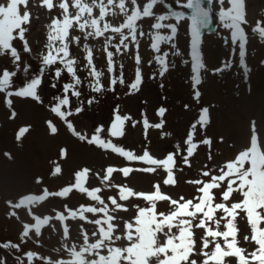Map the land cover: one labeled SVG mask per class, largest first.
Listing matches in <instances>:
<instances>
[{"label":"snow or ice","instance_id":"snow-or-ice-1","mask_svg":"<svg viewBox=\"0 0 264 264\" xmlns=\"http://www.w3.org/2000/svg\"><path fill=\"white\" fill-rule=\"evenodd\" d=\"M221 6L219 11L220 22L225 29L230 30L231 43H238L240 63L244 64L245 46L247 42L246 29L242 25L248 23L246 19L245 0H217ZM229 5L226 9L225 3ZM163 4V0H145L143 5L139 0H40V8L52 13L59 8V16H53L47 26V43L44 45L46 54L42 55L41 75L26 80L23 86L17 87L14 91L9 90L13 85V78L17 71L7 69L0 74V93L6 96L5 104L9 108L12 100L8 97L16 96L20 98H31L38 103H43L38 95V88L42 84L43 72L59 64L62 67H55L54 79L59 81L62 73H67L70 82L62 85V95L54 96L55 101L50 106V111L60 118L69 131L79 140L93 145L105 151H111L123 157L129 163L138 162L145 167H123L114 168L109 166L105 169V174L100 177L101 183L105 187L116 190V194L102 198V188H88L85 182L89 176L90 169L84 168L74 173V183L65 186L55 192L43 189L40 195H27L17 203L11 204L12 208H22L46 201L49 197L66 198L76 190L80 194L86 195L90 201L89 205H80L77 209L68 208L65 205V212L56 213L54 217L45 215L43 217L32 214L33 223L23 224L21 239L41 235L43 226L50 225L54 218L62 225V235L67 240L70 238V226L67 221L79 220L81 244L79 248L75 244L67 248L69 259H57L55 261L46 260L45 264H226V258H236V264H264V150L261 148L259 137L256 132L255 122L252 123L250 146L240 151L233 160L217 166L215 174L212 169L203 170L200 173L205 179L188 180L196 189V195L186 199L180 196L178 199L172 198L161 191V184L153 185L154 191L145 193L137 192L126 185H116L111 183L114 172L119 171L123 177L127 178L134 171L142 173H156L162 169L166 176L162 183L165 186H176L178 181L174 169H178L177 158L183 164L191 167L189 158L194 155L195 150L200 145L211 148L212 141L205 137L199 142H194L197 125L201 129L206 128L209 120V109L202 108L198 119L190 126L187 137L184 141L186 154H182L179 144L175 145V151L168 153L165 158H154L145 148L142 155H136L133 151L125 150L117 146L112 139H105L101 133L104 126H97L94 134L89 138L78 132L69 117L73 114L79 115L84 111L83 106H76L72 109L69 93L72 97L79 99L82 95L79 87L83 84L82 78L77 74V64L79 61L70 52V46L80 45L82 41L90 39L104 38L103 51L106 54L107 72L114 74L117 71V55H125L129 52L130 45L135 46L133 59L136 65L134 80L127 84L128 95L140 90L143 83L141 63L139 54V37L148 35L150 37V49L156 54L153 59L158 65V74L161 78L169 71V55L180 56L175 39L178 33V26L182 21H190L188 35L190 36V56L191 72L190 77L193 98L199 100L201 95L198 85L202 83L201 71L206 66L202 61L201 44L202 29L209 26L211 21V8L204 5V0H186V3L177 4L190 10V15L185 16L184 12L172 11L166 15H156L154 7ZM211 5L212 0H207ZM30 0H0V55L8 54L12 58L14 65L19 68L22 59L21 51L14 46V41H20L23 53H31L32 49L26 39V33L30 30L33 19L29 10ZM70 9H74L70 11ZM98 10V14H94ZM110 16H122L123 22L114 26L107 18ZM144 18H153L154 23L150 25V31L145 33L140 30L138 21ZM175 23H164L168 20ZM162 29L170 30L169 34H162ZM251 31L257 33L261 41H264V21H257ZM78 32V35H74ZM111 33V35H106ZM116 43H113V40ZM168 45L172 51H162L161 46ZM113 50H109V49ZM82 50L85 53L83 59V69L87 70V75L91 78L88 87L94 93H101L105 90L115 91L117 84L125 85L123 75L124 65L119 64V75H112L109 86L106 89L101 82L103 72L99 71L94 63V52L88 43H83ZM152 60H149V64ZM185 64L189 63L187 60ZM175 65L173 64L172 67ZM229 65L225 64V67ZM29 66H25L23 71L27 72ZM214 71H222L216 69ZM155 79V75L151 77ZM161 88L163 84L160 85ZM52 88L57 84L52 83ZM97 102L93 96L87 100V104ZM185 109L189 106L184 105ZM167 109L159 107L156 115L160 117L158 123L152 124L142 113V126L145 140H147L150 128L163 129L165 120L163 119ZM15 117L12 112L11 118ZM131 121L132 127H136L139 121L133 120L130 115H121L119 108L114 109L113 120L107 129L109 137L120 138L125 134L126 122ZM51 133L55 134L57 128L51 121H48ZM29 129L21 128L17 135V140L24 136ZM161 138L170 135L161 131ZM7 155V154H6ZM67 150H61V158H66ZM211 155L208 159L211 160ZM245 165H248L247 167ZM206 167V166H205ZM182 171V169H178ZM62 171L59 165L55 166L53 175ZM98 175V174H97ZM40 183L39 178L36 181ZM239 194V199L234 196ZM144 202L140 204H130L133 199ZM219 200V202H217ZM159 202H166L168 208L165 211L158 209ZM130 208L134 210L131 217L125 218L119 215L121 212L128 213ZM90 214V215H88ZM16 216V213H12ZM245 219L250 227L251 235H245V242H253L256 247L253 251L245 254L246 249L239 246L237 236V218ZM85 224L91 225L89 232L85 229ZM223 229V230H221ZM199 233V234H198ZM94 238V239H93ZM222 241V243H221ZM117 242H122L117 244ZM126 242V243H123ZM5 249L20 250V245L6 242L0 244ZM29 264L36 254L27 252ZM195 257H202L199 261ZM19 260V257H17ZM38 259H44L39 257ZM0 264H6L0 258Z\"/></svg>","mask_w":264,"mask_h":264},{"label":"rangeland","instance_id":"rangeland-1","mask_svg":"<svg viewBox=\"0 0 264 264\" xmlns=\"http://www.w3.org/2000/svg\"><path fill=\"white\" fill-rule=\"evenodd\" d=\"M39 2L40 0H30L29 6L33 19L29 26L30 30L26 33V39L32 49L31 53H23L21 42L14 41V46L21 51L22 56L19 68L14 65L10 55H0V74L5 69L17 71L9 90L14 91L17 87L23 86L26 80L40 76L41 69L44 68L42 55L46 54L44 45L47 43V26L54 15L59 16L60 9L56 8L49 13L46 9L37 6ZM144 2L145 0H139L141 6ZM185 2L186 0H180V4ZM174 3L177 4V0H174ZM223 7L225 9L229 7L227 2ZM220 8L217 0H213V10L216 16ZM245 10L248 23L242 25L247 35L243 65L240 63L238 43L236 45L231 43L230 30L223 28L219 17L217 31L204 35L201 53L206 68L201 71L202 83L198 85L201 95L198 101L193 98L194 92L190 79L192 72L188 20L180 23L175 39L181 55H169V71L163 78L159 76L158 65L153 59L156 54L150 49V37L148 35L138 36L143 83L140 90L131 95L127 94V84L134 80L135 46L130 45L127 54L114 57L117 66L115 75H119V64L124 65L125 85L117 84L115 91L105 90L101 93H94L88 87V81L91 78L87 75V70L82 67L85 63L82 45L88 43L93 49L94 63L97 69L104 73L101 82L107 89L110 77L114 74L107 72L106 54L103 51L104 38L90 39L82 41L80 45L70 46V52L79 61L77 74L82 78L83 84L79 87L81 97L77 99L69 93V98L73 110L76 106H83L84 111L79 115L73 114L69 119L78 132L89 138L94 134L97 126L103 125L105 129L101 133L103 138L112 139L114 144L125 150L133 151L136 155H142L147 148L154 158L163 159L168 153L175 151L177 144L180 145L182 154H186L184 141L190 126L198 119L202 108L209 109L210 122L204 129L197 125L194 142H199L205 137L210 138L211 148L200 145L194 155L189 158L191 167L184 165L182 160L177 158L178 169L182 171L174 169L178 181L176 186L163 185L162 181L166 173L162 169L152 174L134 171L127 178L117 171L113 173L111 183L126 185L137 192L149 193L154 191L153 185L159 182L161 191L172 198L178 199L183 196L190 199L197 193L195 187L186 181L206 180L207 178L200 176L201 171L212 169L215 174L217 166L233 160L240 151L248 148L253 122H255L261 148L264 150V41H261L257 33L251 31L257 21H264V0H245ZM70 11L74 12V9ZM154 13L166 15L160 4L154 7ZM94 14H98V10ZM107 19L114 26L123 22L122 16H110ZM154 22L153 18H144L138 21V24L140 30L147 34L155 31L150 28ZM164 23H175V21L170 19ZM161 32L169 34L170 30L162 29ZM73 34L78 35L79 33L74 32ZM106 35H111V33ZM116 42L114 39L113 43ZM161 49L170 53L172 51L168 45H162ZM149 60H152L151 64ZM185 60L189 63L185 64ZM173 64L174 67H172ZM225 64L229 66L225 67ZM25 66H29L27 72L23 71ZM55 67L62 66L57 64L43 72L42 84L38 88V95L43 103H38L31 98L12 96L8 97L12 100V106L9 108L5 104V94L0 93V244L11 242L20 245L19 251L0 247V258H3L6 264H29L27 252L36 254L31 264H45L49 259L52 261L69 259L67 248L72 244L79 248L81 244V230L78 228L81 222L79 220L67 221L70 226V238L67 240L62 235V225L54 218L50 225L42 227L39 237L30 233L29 237L22 240L23 224L34 222L32 214L54 217L56 213L66 211L65 205L68 208L77 209L80 205H89L94 202L90 201L86 195L74 190L66 198L49 197L44 202L19 209L12 208L11 204L17 203L27 195H40L45 188L49 192L59 191L73 184L75 182L74 173L84 168L91 170L85 186L90 189L101 187L102 198H106L116 194L115 189L105 187L101 183L100 177H103L107 167L146 166L138 162L129 163L110 150L105 151L79 140L69 131L66 124L50 111V106L55 103L52 98L62 95V85L70 82L66 72L62 73L59 81H56L53 78ZM216 69H222V71H214ZM153 75L155 79L151 78ZM52 83H56L57 87L52 88ZM161 84H163L162 88ZM93 96L96 97L97 102L88 105L87 100ZM186 104L189 106L187 109L184 107ZM117 107L121 115H130L133 120L140 123L132 127L131 121L126 122L124 136L112 138L108 136L107 129L113 120L114 109ZM159 107L167 109L163 118L165 126L163 129L150 128L147 140H145L142 113L150 123H158L160 117L156 115V111ZM13 111L15 117L11 118ZM48 121H51L57 128L55 134L51 133ZM24 127L29 130L17 140L19 130ZM161 131L170 135L161 138ZM62 149L67 150L66 158H61ZM209 155L212 157L211 160L208 159ZM57 165L62 171L60 174L53 175ZM38 178L40 183L36 182ZM234 196L237 199L240 198L238 193H234ZM129 203L144 206L142 200L135 198ZM167 208L166 202L158 203L160 211H165ZM13 212L16 216L12 215ZM133 214L134 210L130 208L128 213L121 212L119 215L128 218ZM237 227L240 230L237 236L239 246L246 249L245 254L247 255L255 249L256 245L243 240L245 235H251L246 218L238 217ZM85 229L90 232L92 226L85 224ZM120 243L122 242H117V244ZM39 257L44 259H38ZM195 258L198 261L202 259V257ZM234 263L233 259L226 260V264Z\"/></svg>","mask_w":264,"mask_h":264},{"label":"water","instance_id":"water-1","mask_svg":"<svg viewBox=\"0 0 264 264\" xmlns=\"http://www.w3.org/2000/svg\"><path fill=\"white\" fill-rule=\"evenodd\" d=\"M204 5L206 7H210L211 8V5H208L207 4V0H204ZM164 7L165 9L167 10H170V12L172 11H177V10H173L172 7H171V3H170V0H166L164 2ZM180 12H184L186 16L190 15V10L184 8V9H181ZM210 16H211V21H210V24L207 28L205 29H202V34L205 32V31H208V32H214L216 30V25H215V22H214V14L211 10V13H210Z\"/></svg>","mask_w":264,"mask_h":264},{"label":"trees","instance_id":"trees-1","mask_svg":"<svg viewBox=\"0 0 264 264\" xmlns=\"http://www.w3.org/2000/svg\"><path fill=\"white\" fill-rule=\"evenodd\" d=\"M236 264V263H235Z\"/></svg>","mask_w":264,"mask_h":264}]
</instances>
